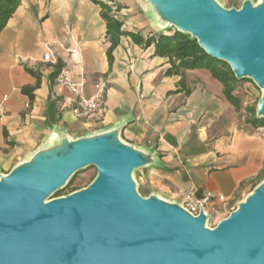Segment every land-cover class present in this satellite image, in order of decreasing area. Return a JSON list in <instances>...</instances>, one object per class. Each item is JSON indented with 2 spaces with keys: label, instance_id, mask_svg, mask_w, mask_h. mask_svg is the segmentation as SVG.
I'll return each instance as SVG.
<instances>
[{
  "label": "crops",
  "instance_id": "1",
  "mask_svg": "<svg viewBox=\"0 0 264 264\" xmlns=\"http://www.w3.org/2000/svg\"><path fill=\"white\" fill-rule=\"evenodd\" d=\"M115 2L124 7L116 14L124 31L160 33L143 0ZM106 33L92 0L21 1L0 33V165L14 152H35L58 132L75 139L124 125L122 141L158 159L159 166L136 174L147 196L182 204L181 192L198 200L212 194L210 215L238 205L264 175V128H240V110L208 70L166 75L169 59L153 46L123 37L111 65ZM48 47L52 62L43 60ZM68 62L86 75L85 96L100 76L109 79L105 109L88 123L74 117L70 92L56 84Z\"/></svg>",
  "mask_w": 264,
  "mask_h": 264
},
{
  "label": "water",
  "instance_id": "2",
  "mask_svg": "<svg viewBox=\"0 0 264 264\" xmlns=\"http://www.w3.org/2000/svg\"><path fill=\"white\" fill-rule=\"evenodd\" d=\"M160 33L189 35L238 80L261 91L264 118V0L226 9L216 0H143ZM120 128L70 138L58 132L0 173V264H264V179L214 228L204 208L142 196L136 174L156 154L122 141ZM86 188L55 197L83 170Z\"/></svg>",
  "mask_w": 264,
  "mask_h": 264
},
{
  "label": "trees",
  "instance_id": "3",
  "mask_svg": "<svg viewBox=\"0 0 264 264\" xmlns=\"http://www.w3.org/2000/svg\"><path fill=\"white\" fill-rule=\"evenodd\" d=\"M21 1L22 0H0V33L15 14ZM92 1L101 8V17L106 24V34L108 42L110 43L107 56L111 65L114 61L113 53L120 45L121 39L123 37H129L136 45L144 48L153 46L155 48V55L169 59L170 68L167 70L166 75H183L188 70L196 69L208 70L213 78L223 85V93L226 100L234 106L236 110H241L242 101L235 95L240 80L235 77L227 64L209 57L200 48L197 41L192 40L189 35L175 31L171 35L159 33V35H151L145 38L141 33L124 31L123 22L116 17V14L124 8L123 6L117 4L115 0ZM29 72L36 75L30 70ZM246 113L247 125L255 129L264 128V118L259 119L256 117V108L248 107ZM76 176L71 180V183ZM263 179L264 175L261 180ZM258 184H256L253 189ZM61 193L62 191L58 192L56 197H59Z\"/></svg>",
  "mask_w": 264,
  "mask_h": 264
},
{
  "label": "built area",
  "instance_id": "4",
  "mask_svg": "<svg viewBox=\"0 0 264 264\" xmlns=\"http://www.w3.org/2000/svg\"><path fill=\"white\" fill-rule=\"evenodd\" d=\"M55 59L53 51L50 47L47 48V53L44 55L45 62H52ZM71 59L74 63H78V56L71 54ZM63 67L56 77V84L59 87L66 88L70 94L71 111L77 120L90 122L99 113L105 109V100L109 89V79L100 76L93 84V92L90 96L84 95V89L87 84V78L84 73L76 74L71 63ZM4 112V101L0 102V115ZM183 197L182 205L193 215H198L201 208L208 212L207 207L215 198L212 194H207L203 199L198 200L191 191L181 192ZM224 200L223 197H219ZM209 213V212H208ZM210 214V213H209Z\"/></svg>",
  "mask_w": 264,
  "mask_h": 264
},
{
  "label": "rangeland",
  "instance_id": "5",
  "mask_svg": "<svg viewBox=\"0 0 264 264\" xmlns=\"http://www.w3.org/2000/svg\"><path fill=\"white\" fill-rule=\"evenodd\" d=\"M216 1L226 9H230L232 7L240 9L242 7L243 2H245L246 0H216ZM250 1L256 5L259 3L260 0H250ZM174 32L175 30L171 29L164 32V34L171 35ZM154 35H159V33H156ZM235 95L238 98H240L242 101V108L239 111V119H241L240 128H245L246 117H247L246 109L248 107H254V108L257 107L258 102L262 97V91L252 81L241 80L237 86ZM30 154L32 153L22 152V151L14 152L11 156H9L7 162H3V164L0 165V173L7 174L8 172L11 171L12 168L23 163L26 160L27 156ZM96 176H97V170L94 167H89L86 170L81 171L80 173L77 174L74 181L72 183L70 182L69 185L62 191L60 197L67 196L73 193L72 191L75 192L88 187L96 178ZM139 193L144 197L147 196V190L144 187V185L140 186ZM57 195L58 194H56L55 197ZM236 209H237V205L233 206L232 208L226 207L215 210L211 214V218L208 222V227L210 228L216 227L221 220L227 218Z\"/></svg>",
  "mask_w": 264,
  "mask_h": 264
}]
</instances>
